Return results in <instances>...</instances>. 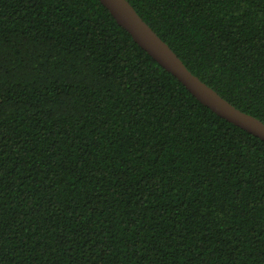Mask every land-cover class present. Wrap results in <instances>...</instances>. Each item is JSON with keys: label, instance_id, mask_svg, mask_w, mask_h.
<instances>
[{"label": "trees", "instance_id": "1", "mask_svg": "<svg viewBox=\"0 0 264 264\" xmlns=\"http://www.w3.org/2000/svg\"><path fill=\"white\" fill-rule=\"evenodd\" d=\"M129 1L264 121V0ZM0 264H264V140L99 0H0Z\"/></svg>", "mask_w": 264, "mask_h": 264}, {"label": "water", "instance_id": "2", "mask_svg": "<svg viewBox=\"0 0 264 264\" xmlns=\"http://www.w3.org/2000/svg\"><path fill=\"white\" fill-rule=\"evenodd\" d=\"M132 39L174 75L202 104L227 121L264 140V121L235 106L194 74L177 53L140 16L129 0H99Z\"/></svg>", "mask_w": 264, "mask_h": 264}]
</instances>
